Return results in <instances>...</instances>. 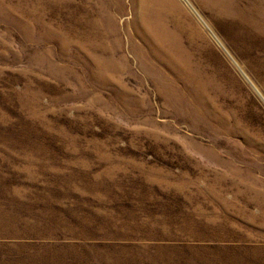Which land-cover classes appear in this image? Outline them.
Listing matches in <instances>:
<instances>
[{
    "label": "rangeland",
    "instance_id": "rangeland-1",
    "mask_svg": "<svg viewBox=\"0 0 264 264\" xmlns=\"http://www.w3.org/2000/svg\"><path fill=\"white\" fill-rule=\"evenodd\" d=\"M0 264H264V0H0Z\"/></svg>",
    "mask_w": 264,
    "mask_h": 264
}]
</instances>
